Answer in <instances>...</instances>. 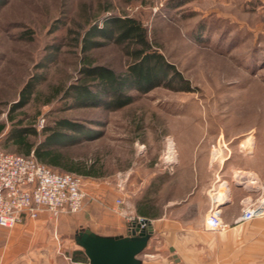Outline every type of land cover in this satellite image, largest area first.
<instances>
[{
	"label": "rangeland",
	"instance_id": "obj_1",
	"mask_svg": "<svg viewBox=\"0 0 264 264\" xmlns=\"http://www.w3.org/2000/svg\"><path fill=\"white\" fill-rule=\"evenodd\" d=\"M110 15L137 19L181 80L146 93L127 91L133 102L113 111L75 106L59 92L78 77L82 54L74 46L75 31ZM87 54L117 72L130 62L113 43ZM30 79L37 81L23 109L24 123L40 129L67 118L86 125L91 137L70 155L94 163L103 174L81 177L87 197L82 210L70 216L82 227L66 235L75 243L80 230L105 236L113 221L136 223L134 208L145 199L156 213L171 204L168 217L175 229L201 228L214 180L226 183L220 199L232 195L221 211L224 222L240 211V197L255 200L257 187L264 185V0H0L3 151L14 152L4 145L10 127L6 110ZM196 159L200 169L206 162L204 178L191 173L189 163ZM196 180L205 184L206 198L180 207ZM262 217L244 225L264 229ZM171 254L164 249L162 256Z\"/></svg>",
	"mask_w": 264,
	"mask_h": 264
},
{
	"label": "trees",
	"instance_id": "obj_2",
	"mask_svg": "<svg viewBox=\"0 0 264 264\" xmlns=\"http://www.w3.org/2000/svg\"><path fill=\"white\" fill-rule=\"evenodd\" d=\"M88 25H79L75 31L74 46L82 56L76 82L59 91L63 99L71 100L78 107L94 106L113 111L133 102L134 97L127 91L146 93L157 86H171L169 82L180 79L173 65L153 47L145 27L137 19L110 15L100 23L95 21ZM107 43L125 50L130 62L124 72L95 64L87 54ZM37 79L28 80L19 91L18 100L6 110V122L10 123V127L5 134L4 145L11 146L15 154L28 155L32 152L40 163L56 173H70L84 178L102 177L94 163L70 155L73 146L91 137L86 125L67 118L56 119L40 129L32 122L24 123L26 113L23 109L32 101ZM5 128L6 124L0 122V136ZM145 202V205L136 208L137 214L146 218L155 216L154 208L148 200L145 199ZM79 254L81 252L73 253L72 260L87 263L86 257H77Z\"/></svg>",
	"mask_w": 264,
	"mask_h": 264
},
{
	"label": "crops",
	"instance_id": "obj_3",
	"mask_svg": "<svg viewBox=\"0 0 264 264\" xmlns=\"http://www.w3.org/2000/svg\"><path fill=\"white\" fill-rule=\"evenodd\" d=\"M202 165L200 169L197 159L189 163L195 178H202L206 174V162ZM216 181L214 180L212 187L207 189L213 192L208 197V205L215 198L220 199L221 187ZM204 186L205 184L196 180L180 207L187 208L195 199L206 198L207 190ZM231 196L229 193L221 201V211L229 202H233ZM239 201L248 202L249 196L244 195ZM136 208L137 206L134 208L137 214ZM171 208L172 205L167 203L155 216L146 218L136 215L137 218L148 219L153 227V234L144 249L145 253L139 256L140 264H264V229H249L245 223L234 224L240 211L229 218L223 217L226 224H232L229 229L210 231L204 224L206 203H203L199 219L201 228L197 229H175L174 221L168 217ZM70 215L72 214L51 217L47 213H41L35 219L23 215L13 227L0 228V264H87L78 259L72 260L73 253L77 251L81 252L77 257L86 256L74 239L70 240L66 236L70 230H79L82 227ZM262 218L264 220V217ZM113 222L117 225L113 224L112 231L105 236H126L131 232L132 224ZM164 249L172 254L162 256Z\"/></svg>",
	"mask_w": 264,
	"mask_h": 264
},
{
	"label": "built area",
	"instance_id": "obj_4",
	"mask_svg": "<svg viewBox=\"0 0 264 264\" xmlns=\"http://www.w3.org/2000/svg\"><path fill=\"white\" fill-rule=\"evenodd\" d=\"M256 191L257 198L243 203L234 224L264 216V185L258 186ZM86 197L81 177L53 172L32 152L21 155L0 149V228L13 227L23 215L35 219L41 213L51 217L78 213ZM223 199L215 198L205 214L204 224L210 231L227 227L221 219ZM119 203L116 200V204Z\"/></svg>",
	"mask_w": 264,
	"mask_h": 264
},
{
	"label": "water",
	"instance_id": "obj_5",
	"mask_svg": "<svg viewBox=\"0 0 264 264\" xmlns=\"http://www.w3.org/2000/svg\"><path fill=\"white\" fill-rule=\"evenodd\" d=\"M152 234L151 222L140 218L132 223L131 232L126 236H100L84 229L77 232L75 240L83 249L87 264H140L139 256Z\"/></svg>",
	"mask_w": 264,
	"mask_h": 264
},
{
	"label": "bare ground",
	"instance_id": "obj_6",
	"mask_svg": "<svg viewBox=\"0 0 264 264\" xmlns=\"http://www.w3.org/2000/svg\"><path fill=\"white\" fill-rule=\"evenodd\" d=\"M171 149L172 150V146L171 143H168V150ZM170 152V151H169ZM246 180V179H245ZM249 183H254V181L251 180V177L248 179ZM226 185L225 182H223L220 187H224ZM225 190V189H224ZM223 195V194H222Z\"/></svg>",
	"mask_w": 264,
	"mask_h": 264
}]
</instances>
